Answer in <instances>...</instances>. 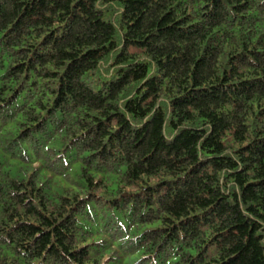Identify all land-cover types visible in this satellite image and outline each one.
<instances>
[{"label":"trees","instance_id":"1","mask_svg":"<svg viewBox=\"0 0 264 264\" xmlns=\"http://www.w3.org/2000/svg\"><path fill=\"white\" fill-rule=\"evenodd\" d=\"M0 264H264V0H0Z\"/></svg>","mask_w":264,"mask_h":264}]
</instances>
